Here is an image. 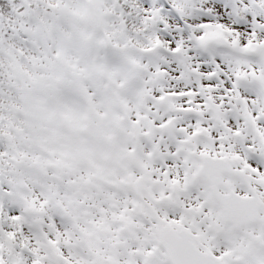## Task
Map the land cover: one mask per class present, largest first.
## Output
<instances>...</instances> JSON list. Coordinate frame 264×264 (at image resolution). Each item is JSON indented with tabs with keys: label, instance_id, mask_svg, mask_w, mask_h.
I'll return each mask as SVG.
<instances>
[{
	"label": "snow or ice",
	"instance_id": "1",
	"mask_svg": "<svg viewBox=\"0 0 264 264\" xmlns=\"http://www.w3.org/2000/svg\"><path fill=\"white\" fill-rule=\"evenodd\" d=\"M0 264H264V0H0Z\"/></svg>",
	"mask_w": 264,
	"mask_h": 264
}]
</instances>
